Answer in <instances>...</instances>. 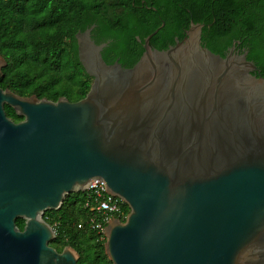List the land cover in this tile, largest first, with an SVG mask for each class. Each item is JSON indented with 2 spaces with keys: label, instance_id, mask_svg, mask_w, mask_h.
<instances>
[{
  "label": "water",
  "instance_id": "obj_1",
  "mask_svg": "<svg viewBox=\"0 0 264 264\" xmlns=\"http://www.w3.org/2000/svg\"><path fill=\"white\" fill-rule=\"evenodd\" d=\"M93 26L74 34L84 97L0 87V264H77L42 215L95 179L128 207L103 229L111 264H264V77L247 50L211 52L193 22L152 48L159 26L123 67Z\"/></svg>",
  "mask_w": 264,
  "mask_h": 264
},
{
  "label": "trees",
  "instance_id": "obj_2",
  "mask_svg": "<svg viewBox=\"0 0 264 264\" xmlns=\"http://www.w3.org/2000/svg\"><path fill=\"white\" fill-rule=\"evenodd\" d=\"M161 22L163 25L160 26ZM202 23L201 44L224 54L234 44L247 50L264 77V0H0V56L4 59L0 87L20 96L76 101L86 94L91 77L77 57L74 34L93 24L90 37L106 42L101 50L107 63L132 66L143 51V38L152 48L165 49L185 35L189 23ZM6 115L22 119L8 105ZM86 192L65 196L57 210H45L44 220L55 236L49 245L60 251L68 245L77 253V264H111L104 239L85 222L91 211L84 206ZM115 216L123 220L128 212ZM19 229L24 220L16 218Z\"/></svg>",
  "mask_w": 264,
  "mask_h": 264
},
{
  "label": "built area",
  "instance_id": "obj_3",
  "mask_svg": "<svg viewBox=\"0 0 264 264\" xmlns=\"http://www.w3.org/2000/svg\"><path fill=\"white\" fill-rule=\"evenodd\" d=\"M84 192H86L84 206L91 213L86 217L85 222H78L77 227L87 226L95 231L100 239H104V226L111 218L123 214L122 206L125 203L120 198L105 191L102 181L99 179L92 180L86 186Z\"/></svg>",
  "mask_w": 264,
  "mask_h": 264
},
{
  "label": "flooded vegetation",
  "instance_id": "obj_4",
  "mask_svg": "<svg viewBox=\"0 0 264 264\" xmlns=\"http://www.w3.org/2000/svg\"><path fill=\"white\" fill-rule=\"evenodd\" d=\"M150 45V44H149ZM229 48H230V46H228L227 48H225V50H224V54L223 55H225V54H227L228 52H229ZM242 51V49L239 51L237 48H233V53L234 52H238V53H240ZM222 55V56H223ZM115 61V60H114Z\"/></svg>",
  "mask_w": 264,
  "mask_h": 264
}]
</instances>
